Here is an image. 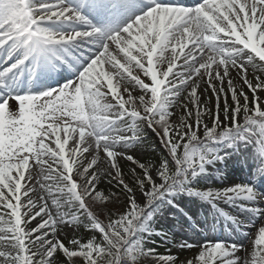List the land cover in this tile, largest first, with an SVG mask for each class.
I'll use <instances>...</instances> for the list:
<instances>
[{"label": "snow or ice", "instance_id": "6c2138e0", "mask_svg": "<svg viewBox=\"0 0 264 264\" xmlns=\"http://www.w3.org/2000/svg\"><path fill=\"white\" fill-rule=\"evenodd\" d=\"M57 21L89 24L64 0H0V48L8 46L9 55L22 52L0 76L29 58L48 59L57 47L74 41L96 38L99 44L76 79L38 95L0 100V264H76L77 259L80 264H138L144 255L135 236L143 215L138 192L151 202L195 175L210 141L247 139L264 152V110L256 96L264 78H248L249 65L264 73V0H201L194 7L150 0L146 10L115 31L89 26L61 32L45 26ZM230 69L252 92L253 109L231 79L228 102L223 83ZM201 82L216 97L214 115L206 106L201 110ZM136 88L142 94L134 95ZM182 97L188 103H180ZM174 106L183 111L178 122L171 119ZM204 114L211 126L203 124L201 137ZM222 119L228 124L222 126ZM145 128L171 157V165L162 161L158 173L123 149L141 145ZM122 160L131 165L127 176ZM104 182L118 191L101 189ZM37 186L40 195L34 200ZM233 194L251 196L252 189L241 185L205 193ZM121 198L111 212L109 204L116 207ZM105 210L107 222L101 218ZM81 219L99 240L91 235L86 242L72 238L66 244L60 231L69 224L75 228ZM236 251L235 245L206 243L187 264H244ZM248 259L264 264V226Z\"/></svg>", "mask_w": 264, "mask_h": 264}, {"label": "rangeland", "instance_id": "374dc122", "mask_svg": "<svg viewBox=\"0 0 264 264\" xmlns=\"http://www.w3.org/2000/svg\"><path fill=\"white\" fill-rule=\"evenodd\" d=\"M63 23H67V22H63ZM62 23V24H63ZM58 25H54L52 24L51 26L47 25L46 27H48L49 29H53L54 27H57ZM77 31V30H74ZM168 55H170V52L168 53ZM73 56V55H72ZM74 57V56H73ZM75 58V57H74ZM61 61L63 62L64 59L61 58ZM165 67L167 66V64L164 65ZM107 67V66H106ZM257 76H260L261 78H264V73L255 71L253 69V67L251 65L248 66V78L250 80H253L255 82V78ZM143 76L141 75V78ZM228 79H231L233 81V86L235 87V89L237 90V92L239 93L240 90H243L245 93H247V95L249 96V108L250 110L253 109L255 107V105H253L251 103L252 100V92L248 89V87L246 85L243 84V80L241 79L240 75L238 74V72L235 69H230V75L229 77H226L223 83V87L225 89V93H226V98L228 100V102L231 104V92L228 91ZM216 86L217 88H219L220 82L217 81L216 82ZM207 87L206 83L201 82L200 83V87L198 89V94L200 96L201 99V110H204V107L206 106L207 109L211 110L213 115L215 114L216 111V97L212 95L211 93V89H208V91H205V88ZM186 96L187 95V91L184 92ZM183 93V94H184ZM142 94L139 88H136L134 90V95H140ZM256 96L258 98V105L261 106L262 110H264V89H258L256 92ZM183 98V97H182ZM242 99V98H241ZM225 101V94H221L220 96V105H221V111H220V116L221 118H223V104ZM180 103H188V101L186 100H182L180 101ZM173 112V116L171 117L172 121L174 122H178L179 121V116L183 114L182 109L179 106H174L172 109H170ZM195 111L196 109L193 107V117L191 122L193 123V125L195 126ZM253 112L250 111L249 115H252ZM203 123L200 125L199 129H198V134L203 137V133H204V127L203 124H208L209 126H211V118L207 115L204 114L202 117ZM239 120L242 123L243 122V112L240 113L239 116ZM51 121H46L45 123H48ZM222 126L223 125H227L228 121H225L222 119ZM151 131V129H150ZM152 132V131H151ZM153 135V136H152ZM151 138L153 139V141L160 144L159 139L156 137L155 133L152 132ZM148 138V135L144 134V139L141 145H127V146H123L124 150L129 151L130 153L134 154L136 159L140 162V163H145L148 162L150 164H152L154 166V170L158 173L160 170V164H161V160L157 159L154 160V157L157 156V153H155L154 147L153 145H150L149 142L146 141V139ZM48 141H46L47 143ZM71 143V142H70ZM145 145V146H144ZM253 146L251 143H249L248 147ZM118 148L121 147L120 145L117 146ZM246 145H242L240 148H238L237 151H235L233 154H237L238 156V161L240 162L242 160V153L246 156V149L248 148ZM91 157L89 156V159ZM169 162L171 164V158L169 159ZM263 162H261L262 164ZM246 164V163H245ZM121 166H122V171L124 172V174L127 176L128 175V170L131 167L129 162L126 161H121ZM101 168H103L104 166L101 165ZM232 170H230V172L228 171V173L232 176L235 177H242L245 178L246 176H250V174H245L242 171V168L240 167L239 170H235L233 167L231 168ZM38 171V169L36 170ZM199 171V170H198ZM197 173V172H196ZM35 175V172L33 173ZM190 176V175H189ZM241 185H245L248 187H252V185L250 183L244 182V181H240V180H233V181H223L220 183V185H218V192H223L225 189H230L232 187L235 186H241ZM101 189L105 190L106 192H111V191H118V189L116 188L115 184H109L107 182H104L100 185ZM198 192H195V197L200 198L198 196ZM40 193L38 190V186H37V192L35 193V195H33V199H37L39 197ZM230 196H234L235 197V201L233 202V207L234 210H227L225 209L222 205L215 203L216 206V210H223L226 213H228L229 218L230 219H236L237 222L239 223H243V224H247L251 226V221L253 219L254 216V212L255 209L258 208L259 205V198L262 197L261 199H263V195L260 194H256L252 191L251 196L249 195H242V196H236V195H230ZM230 196H222V197H216L214 196L213 198H216V200H220V199H225L228 198ZM238 197H242V198H246L247 201H243V200H239L236 199ZM156 199V198H155ZM154 199V200H155ZM123 198H121L120 202L116 203V207H113L112 204H109L108 208L111 210V212H116V209L119 207L120 203H123ZM137 200L138 203L140 204V206L144 209L146 207V205L149 203V201L146 198V195L142 192H138L137 193ZM152 200V201H154ZM181 201V200H178ZM223 203V202H222ZM202 209V206L200 207V210ZM200 210H195L194 208H187L186 211L183 212L184 213H188L193 219H196V215L199 214L200 215ZM98 214L100 212V210H97ZM183 210H181L182 212ZM106 215H107V210H105V215H102L101 218L105 219V222H107L106 219ZM168 213H167V209L165 211V209L163 210H158L156 213V216L153 220V225L155 224L157 227H161L164 228L166 226L170 227L173 225V222L171 221L170 218H168ZM246 218V219H245ZM262 218V217H261ZM260 218V219H261ZM39 223V219L37 218L36 221H34L33 223H31L29 225V228L31 227H35L37 224ZM202 223V222H199ZM226 223L228 224L227 227L224 229V233L225 231H228V235H230L229 237H226V235L224 234L223 237L225 238H232V236H236L234 232H237L238 230L243 232V233H247L248 230L242 228L241 226H233L234 224H229L226 220ZM257 223V222H256ZM186 225L185 223H183V226H181V224H178L176 226V231L181 232L182 235L178 234L177 232H175L174 229L170 230V232L172 231L173 235L177 238L176 240H174L173 243V253L174 256H177V260L178 262L176 264H187V262L189 260L194 259L198 254L199 251L202 249V247L208 243V244H216L219 242H211V241H207L205 243H202L199 241V237L201 236L200 234H197V232L193 230L191 231H186ZM204 233L206 234V230H203ZM91 235H96L99 238L98 234H93V233H83L81 234V229L79 226H76L75 228L69 224L67 225L65 228H63L60 231V235L59 238L61 240H63L66 244L67 242L72 239V238H79L81 240V236L83 237H90ZM238 235V234H237ZM147 236V235H146ZM171 236V235H170ZM51 239V237H50ZM172 239V238H171ZM255 239L249 240L248 242H245L244 244V248L243 249H239V246L237 248V252H240L241 257L244 259L245 263L249 264V257L253 251V241ZM221 245L224 246H229V244L227 243H222ZM231 246H233L232 244H230ZM2 259V258H0ZM80 260L77 259L76 264H79ZM144 264V263H143ZM214 264H221V262L219 260L215 261Z\"/></svg>", "mask_w": 264, "mask_h": 264}, {"label": "bare ground", "instance_id": "6f19581e", "mask_svg": "<svg viewBox=\"0 0 264 264\" xmlns=\"http://www.w3.org/2000/svg\"><path fill=\"white\" fill-rule=\"evenodd\" d=\"M60 26H61L60 29L65 28V27L70 28V27L65 26L63 24ZM5 53H6L5 56L2 58L3 62L0 61V71H3L4 69L8 68L11 64L15 63L20 58V56L22 55V52L20 50L13 51L11 53V55H9L8 49H7V50H5ZM28 65L30 66V70H32L33 72H36L39 69V66L36 62H30V60L28 59V60H25L23 65H20L18 68L13 69L10 72H6L4 76H0L1 82H2L1 87L7 88V94L8 95H12L15 92L11 88L12 82H10L9 78L10 77L14 78L16 76V74H19L20 75L19 77L22 78V76L24 74L25 67ZM16 85L20 86L23 84L21 82H19ZM2 99H3V97L0 98V100H2ZM262 226H264V216L261 220H259L258 224L253 228V231L250 234V236H252L253 239L256 238V236L258 234V229ZM236 254H237V256H241L240 252L236 251ZM244 264H247V263H245V261H244Z\"/></svg>", "mask_w": 264, "mask_h": 264}, {"label": "trees", "instance_id": "16d2710c", "mask_svg": "<svg viewBox=\"0 0 264 264\" xmlns=\"http://www.w3.org/2000/svg\"><path fill=\"white\" fill-rule=\"evenodd\" d=\"M160 255H162V254L159 253L158 249H156V248L151 249V252H148V249H146V253H144V255L140 257L138 264L139 263L155 264L156 259L162 258V257H160ZM148 256H151V257H149L150 258L149 260L146 259ZM79 264H80V262H79Z\"/></svg>", "mask_w": 264, "mask_h": 264}]
</instances>
